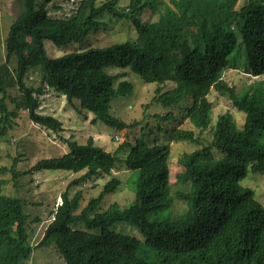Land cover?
Wrapping results in <instances>:
<instances>
[{
    "label": "trees",
    "instance_id": "trees-1",
    "mask_svg": "<svg viewBox=\"0 0 264 264\" xmlns=\"http://www.w3.org/2000/svg\"><path fill=\"white\" fill-rule=\"evenodd\" d=\"M16 1L19 14L5 41L4 64L16 57L14 84L19 95L11 99L14 109L9 111L4 104L3 78L10 76L6 69L0 78V139L12 129L20 111L45 130L63 131L61 121L38 112L45 87L68 104L78 101L93 115L92 124L100 121L118 131L131 129L137 122L126 124L112 117L110 104L129 95L132 86L124 80V73L108 74L105 69L129 68L144 84H151L169 65L176 71V85L164 93L157 88L153 100L172 107L185 94L191 95L184 115L193 128L174 129L170 138L197 148L177 158L179 168L173 181L170 146L145 142L146 135H141L124 158L125 168L132 172L130 179L134 176L132 204L123 209L112 204L97 212L103 197L119 187L116 178L78 214L81 193L69 197L66 190L34 246L29 242L21 201L3 194L0 180V264H28L36 247H53L64 264H264V207L251 189L239 184L249 171L264 175V146L257 147L259 136L264 137V82L249 86L240 95L224 79L225 72L234 69L231 56L235 51L247 64L245 74L264 75V4L247 0L237 9L239 0H130L126 11L119 0ZM71 1L77 7L68 18L53 17L46 9L52 5L53 10H62ZM146 10L149 18L143 22ZM105 14L130 21L138 39L59 58L48 56L45 40L55 46L79 43L98 28ZM30 70H39L41 86L27 85ZM211 92L226 98L245 114V120L237 128L229 113L218 115L213 135L203 145L195 132L208 130ZM65 143L67 153L38 161L29 174L43 170L81 173L74 184L111 175L118 152L105 151L92 137L85 144ZM213 150L223 157H215ZM170 208L168 218L149 221L151 214ZM118 222L134 226L144 240L110 231ZM74 223L99 232L74 231L70 228ZM142 251L148 255L139 257Z\"/></svg>",
    "mask_w": 264,
    "mask_h": 264
},
{
    "label": "rangeland",
    "instance_id": "rangeland-1",
    "mask_svg": "<svg viewBox=\"0 0 264 264\" xmlns=\"http://www.w3.org/2000/svg\"><path fill=\"white\" fill-rule=\"evenodd\" d=\"M78 1V0H77ZM108 0H98L102 3ZM167 2V0H164ZM247 0H239L237 9L243 6ZM256 3H263L264 0H254ZM40 4V0H37ZM121 8L129 11L130 0H119ZM69 5V4H68ZM65 4L62 10H53L52 5L46 6L51 16L59 18H68L74 11L73 5ZM19 14L18 3L16 0H0V78H3L6 69L10 76L3 78L5 88L4 104L9 111L14 109L11 99L16 98L18 89L14 84V69L17 59L12 56L5 66L6 47L5 41L9 28ZM149 18V12H143L142 20L146 22ZM99 21L101 24L94 29L83 41L71 43L62 46H55L50 41L43 42L48 56L59 58L72 52L84 51L89 48L101 49L111 45L123 42H135L138 39L137 33L130 21L124 19H115L108 14L103 15ZM241 24V21H238ZM238 41L240 36L235 32ZM231 62L234 69H229L224 74L227 83L234 86L237 93L245 94L249 86L264 82V75L253 78L245 74L246 62L242 55L234 52L231 56ZM7 67V68H6ZM108 74L124 73L126 80L131 84L132 89L129 95L117 98L110 104V115L126 124L137 122L131 129L118 131L115 128L104 125L97 121L90 123L93 115L84 111L78 101L74 104H68L63 96L56 94L52 89L44 88V95L39 99L41 101L38 112L42 115H50L58 119L63 124V131L53 133L44 128L33 124L27 112L20 111L14 121V125L7 134L0 139V180H2V193L8 197L19 199L23 206V212L27 216L26 231L29 236L31 246L38 243L42 236L45 226L51 221L50 212L55 211L57 205H60L61 195L66 192L69 197L76 193H81V200L75 214L86 206L89 199L97 198L102 192L103 187L112 179L116 178L121 183L119 187L109 194H106L101 200L97 212L105 211L110 205L117 204L122 209L129 207L134 201V176L130 179L132 172L124 166V158L130 148L135 144V140L145 134V142H156L159 144H168L170 146V165L171 179L179 166L176 160L183 152H191L197 148L195 144L185 142H172L170 136L174 129L193 128L184 115L185 109L191 105L192 98L190 94H185L177 106L166 107L153 100L157 88L161 93L168 92L176 85V71L173 67L166 65L159 71V78L155 83L144 84L141 79L129 68L109 67L105 69ZM27 85L33 88L41 86V76L39 70H30ZM254 85V86H255ZM44 87V86H43ZM3 95L0 94V100ZM209 99L212 102V112L210 114V124L208 130L198 132L195 135L203 145L210 141L214 132V126L217 116L223 113H229L233 118L237 128L244 124L245 114L233 108L230 102L211 92ZM159 114L162 118L154 117ZM170 114L169 118H164ZM212 134V135H211ZM117 136V139L114 137ZM88 137L94 138L97 145L107 152L117 153V161L111 175H102L94 177L86 183L74 184L81 173L74 174L68 171L43 170L29 174V170L40 160L60 157L68 152L65 141H75L78 144H85ZM125 143L124 145H122ZM122 145L119 152L118 147ZM264 146V137L259 136L257 147ZM213 155L217 158L223 157V154L213 150ZM22 173H26L22 175ZM20 174V175H19ZM133 175V174H132ZM130 179V180H129ZM129 180V181H128ZM242 188L251 189L254 192L255 199L264 207V175L248 172L247 176L239 183ZM175 188H173L174 190ZM172 213V209L158 211L151 214L149 221L164 220ZM74 231H84L98 233V230H90L84 223H74L70 226ZM110 231L121 233L127 236L135 237L141 241L144 237L132 225L125 222L113 224ZM146 252H139L138 256H147ZM28 264H64L53 247H36L33 249Z\"/></svg>",
    "mask_w": 264,
    "mask_h": 264
},
{
    "label": "built area",
    "instance_id": "built-area-1",
    "mask_svg": "<svg viewBox=\"0 0 264 264\" xmlns=\"http://www.w3.org/2000/svg\"><path fill=\"white\" fill-rule=\"evenodd\" d=\"M70 5H73L74 7H77V6H76L77 4L75 3V1H74V2L71 1V2H70Z\"/></svg>",
    "mask_w": 264,
    "mask_h": 264
}]
</instances>
